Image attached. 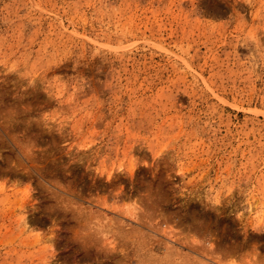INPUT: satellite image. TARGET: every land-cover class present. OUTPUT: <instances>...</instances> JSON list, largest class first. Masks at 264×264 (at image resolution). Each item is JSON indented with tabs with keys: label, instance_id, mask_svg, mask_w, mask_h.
<instances>
[{
	"label": "rangeland",
	"instance_id": "rangeland-1",
	"mask_svg": "<svg viewBox=\"0 0 264 264\" xmlns=\"http://www.w3.org/2000/svg\"><path fill=\"white\" fill-rule=\"evenodd\" d=\"M0 264H264V0H0Z\"/></svg>",
	"mask_w": 264,
	"mask_h": 264
}]
</instances>
